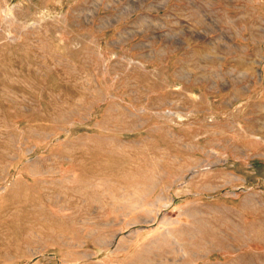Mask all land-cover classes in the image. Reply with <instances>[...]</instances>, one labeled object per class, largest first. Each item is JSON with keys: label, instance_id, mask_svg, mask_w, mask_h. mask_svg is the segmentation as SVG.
Listing matches in <instances>:
<instances>
[{"label": "rangeland", "instance_id": "rangeland-1", "mask_svg": "<svg viewBox=\"0 0 264 264\" xmlns=\"http://www.w3.org/2000/svg\"><path fill=\"white\" fill-rule=\"evenodd\" d=\"M2 161L0 264H264V0H0Z\"/></svg>", "mask_w": 264, "mask_h": 264}, {"label": "bare ground", "instance_id": "bare-ground-1", "mask_svg": "<svg viewBox=\"0 0 264 264\" xmlns=\"http://www.w3.org/2000/svg\"><path fill=\"white\" fill-rule=\"evenodd\" d=\"M87 90V89H86ZM81 100V99H80ZM78 101V100H77ZM79 102V101H78ZM77 102V103H78ZM3 110V109H2ZM72 111V110H71ZM6 113V112H5ZM7 114V113H6ZM15 114V113H14ZM13 114V115H14ZM10 115V114H9ZM12 114L10 116H13ZM63 117V116H62ZM10 118V117H9ZM8 118V119H9ZM10 131V135L13 132V129L10 127L8 128ZM11 137V136H9ZM12 138V137H11ZM10 139V138H9ZM4 161H2L0 164H2ZM2 170V169H1ZM154 179V178H153ZM154 181V180H153ZM84 182V181H82ZM148 182H151V180L149 179ZM158 182V181H157ZM154 186V185H153ZM152 188V187H151ZM147 189V188H146ZM150 189V188H149ZM145 190V189H144ZM149 191V190H148ZM60 198V197H59ZM47 199V198H46ZM57 199V198H56ZM84 200V199H83ZM54 201V200H53ZM62 205V204H61ZM39 207V206H38ZM229 221V220H228ZM73 222V221H72ZM203 224V222H202ZM230 223L228 222V225ZM63 225V224H62ZM204 225V224H203ZM234 227H236V224H232ZM199 226V225H197ZM232 226V227H233ZM226 228V227H225ZM240 229V228H239ZM238 229V231H239ZM93 229H91L92 231ZM221 231V230H220ZM53 233V232H52ZM88 233V232H87ZM183 233V232H182ZM188 233V232H187ZM61 234V233H60ZM192 234V233H191ZM190 234V235H191ZM248 235H253L255 237H258L260 239V241L264 242V226L262 227H257L255 225H252V227H249L247 229V233ZM86 235V234H85ZM189 234L187 236H190ZM88 236V235H87ZM59 237V236H58ZM188 238V237H187ZM196 238V237H195ZM203 241H201L199 243V245H201V247H205V246H210L209 248H213L215 246H223V247H228L230 246V243H232L233 241L241 243L243 240V236H240L239 234L235 235V237H228L227 235L223 234V232L221 231L218 232L217 230H212L211 228L208 229V233L204 234L202 237ZM232 241V242H231ZM244 244V243H243ZM196 246V245H195ZM233 247V246H232ZM230 248V247H229ZM235 248V247H234ZM218 249V248H217ZM214 250V249H213ZM201 251V250H200ZM195 253V252H194Z\"/></svg>", "mask_w": 264, "mask_h": 264}]
</instances>
